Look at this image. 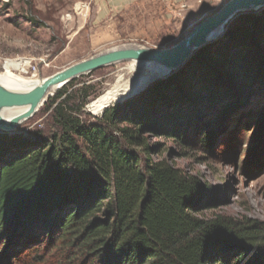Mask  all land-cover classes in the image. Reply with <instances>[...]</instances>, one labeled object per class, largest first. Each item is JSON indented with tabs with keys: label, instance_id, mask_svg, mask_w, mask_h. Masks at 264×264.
<instances>
[{
	"label": "trees",
	"instance_id": "16d2710c",
	"mask_svg": "<svg viewBox=\"0 0 264 264\" xmlns=\"http://www.w3.org/2000/svg\"><path fill=\"white\" fill-rule=\"evenodd\" d=\"M77 79L44 128L0 132V264H264V222L201 216L205 186L146 136L208 149L218 120L264 101V9L99 116Z\"/></svg>",
	"mask_w": 264,
	"mask_h": 264
},
{
	"label": "rangeland",
	"instance_id": "374dc122",
	"mask_svg": "<svg viewBox=\"0 0 264 264\" xmlns=\"http://www.w3.org/2000/svg\"><path fill=\"white\" fill-rule=\"evenodd\" d=\"M226 1L206 0L191 12L185 5H174L169 14L161 8L148 9L141 14L142 19H133L131 28L120 30L116 35L112 30L87 23L90 6L82 11L77 9L85 0H0V73L6 70L4 62L8 59L27 58L31 61L29 73L23 75L47 77L115 47H170ZM133 65L130 60L120 61L95 73L81 75L69 86L70 90L88 86L85 92L89 94V102L85 111L99 116L102 112H92L89 104L120 76L129 79L135 74L130 69ZM41 108L22 121L15 132L28 134L44 128L49 113L42 112ZM229 118L216 122L213 143L208 149L183 148L171 138L148 134V142L158 144L151 156L168 158L205 186L202 200L209 199L210 203L198 211L201 216L224 214L239 220L264 222V101L251 99L237 112H230Z\"/></svg>",
	"mask_w": 264,
	"mask_h": 264
},
{
	"label": "water",
	"instance_id": "95a60500",
	"mask_svg": "<svg viewBox=\"0 0 264 264\" xmlns=\"http://www.w3.org/2000/svg\"><path fill=\"white\" fill-rule=\"evenodd\" d=\"M262 9H264V0H228L215 13L197 23L183 39L170 47H115L47 76L41 85L26 92H15L0 84V130L15 132L22 121L34 116L40 107L55 94L54 92L48 95L52 87L60 85L59 88H62L76 77L116 62L126 60L148 61L164 70L162 74L154 77L150 83L167 78L184 67L197 50L222 37L234 19L241 14L259 12ZM149 84L130 97L145 91ZM24 106L28 107L27 111L14 116L9 122L2 116L1 111L4 108Z\"/></svg>",
	"mask_w": 264,
	"mask_h": 264
},
{
	"label": "bare ground",
	"instance_id": "6f19581e",
	"mask_svg": "<svg viewBox=\"0 0 264 264\" xmlns=\"http://www.w3.org/2000/svg\"><path fill=\"white\" fill-rule=\"evenodd\" d=\"M79 11L82 10V6H78ZM134 65L130 68L135 71L129 79H125L120 76L117 82L106 90L98 98L91 101L89 109L98 114L102 112L107 106L113 102H118L126 97H130L142 88L146 87L154 77L162 74L164 70L158 65L150 63L148 61L133 60ZM6 70L0 73V84L7 89L15 92H26L33 88L41 85L46 77H30L26 76L29 73L28 68L30 67L31 61L27 58L12 60L8 59L5 62ZM146 70V72H142ZM13 71H18L19 74ZM26 74V75H23ZM60 85L52 87L48 95L56 92ZM27 106L24 107H7L4 108L1 113L2 116L9 122L14 116L26 112Z\"/></svg>",
	"mask_w": 264,
	"mask_h": 264
},
{
	"label": "crops",
	"instance_id": "0c3cea01",
	"mask_svg": "<svg viewBox=\"0 0 264 264\" xmlns=\"http://www.w3.org/2000/svg\"><path fill=\"white\" fill-rule=\"evenodd\" d=\"M90 6V16L87 23L93 27L106 29L119 34L120 30L131 28L133 19L141 18L143 11L158 8L173 11V6H187V11L200 6L206 0H85ZM89 14V13H88ZM88 19V18H87ZM142 19V18H141ZM86 21V20H85Z\"/></svg>",
	"mask_w": 264,
	"mask_h": 264
},
{
	"label": "built area",
	"instance_id": "2783aa9c",
	"mask_svg": "<svg viewBox=\"0 0 264 264\" xmlns=\"http://www.w3.org/2000/svg\"><path fill=\"white\" fill-rule=\"evenodd\" d=\"M78 6H82V10H84L85 8H87L89 6V3L88 2H80V5H78ZM77 9H78V7H77ZM78 11H79V9H78Z\"/></svg>",
	"mask_w": 264,
	"mask_h": 264
}]
</instances>
